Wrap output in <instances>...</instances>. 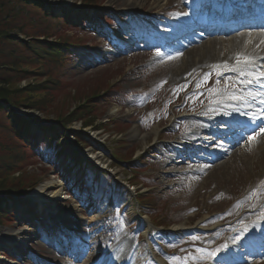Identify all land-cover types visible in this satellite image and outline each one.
Segmentation results:
<instances>
[{"label":"rangeland","instance_id":"1","mask_svg":"<svg viewBox=\"0 0 264 264\" xmlns=\"http://www.w3.org/2000/svg\"><path fill=\"white\" fill-rule=\"evenodd\" d=\"M189 1L193 2L92 0L98 9L88 13L79 8L83 0H39L45 10L60 15L59 21L62 20L60 26L51 25L49 40H75L83 48L55 70L44 65L24 66L33 74L16 88L30 85L31 90L37 83L47 85L49 79H57L63 87L54 92L44 89L37 95L46 111L23 108L18 115L29 116L26 120L38 122L36 127L43 126V122L45 128L55 120V113L65 115L103 87L110 85L113 92L96 115V126L107 125L97 131L91 127L83 129L100 142V152L74 142L70 134L80 129L81 122L77 121L59 132L67 160L41 149L44 154L30 157L23 165L21 171L35 177L38 185L27 191V197L13 209L11 220L0 226V264H57L52 260L55 256L69 261L64 264H101L105 256L115 258L128 250L133 252L132 264H152L158 259L162 264H206L213 251L223 247V238L231 236L229 228L247 230L263 221L264 144L257 141L261 135L257 131L248 134L233 148H243L246 158L241 162L219 159L224 150L220 143L224 141L217 140V145L208 147L210 137L202 134L205 117H224L226 121L230 115L243 116L250 107L249 94L242 92L237 82L233 84L235 78L229 76L235 72L236 63L207 68L204 64L184 75L178 71L182 53L168 55L161 48L138 41L148 29L164 30L167 38L172 36L171 40L178 37L181 24L191 22V9L183 8ZM83 21L89 26L82 28ZM226 36L230 34L219 38ZM24 41L28 43L29 39ZM119 90L116 97L114 93ZM231 109H236V113H231ZM6 112L7 117L13 116L14 112L7 108ZM204 137L208 138L198 142L204 151L193 154L200 159H184L174 149L180 138L194 142ZM79 154L98 172L110 177L75 171ZM118 155L123 157L119 161L115 160ZM212 159L227 164L218 171H205L204 167L215 163L210 162ZM132 171L138 172L139 180L130 182H142L151 188H129ZM7 176L15 178L17 172ZM48 183L53 186L48 192L33 194ZM137 191L145 195L143 203L149 205L145 210L135 203ZM83 193L85 198L79 200ZM246 213H254L255 219ZM212 214L221 216L198 227ZM61 221L72 226L74 232ZM151 222L170 227L163 234L162 230L154 232ZM217 225L220 230L213 231ZM178 227L186 231L176 236L168 232ZM22 238L33 243L21 245ZM43 241L53 249H48ZM66 242L70 244L65 246ZM18 244L23 249L19 259L13 252H18ZM83 246L88 250L74 261L73 249L81 252ZM168 247L175 250L177 257L166 256ZM9 254L15 257L12 262ZM247 260L243 264H264V257Z\"/></svg>","mask_w":264,"mask_h":264},{"label":"trees","instance_id":"2","mask_svg":"<svg viewBox=\"0 0 264 264\" xmlns=\"http://www.w3.org/2000/svg\"><path fill=\"white\" fill-rule=\"evenodd\" d=\"M90 1L83 0L80 4L85 7L95 6L92 0ZM60 23L62 21H59V18L43 9L39 0H0V225L10 219L7 209L5 210L1 205L4 201L3 197L7 196L11 199L12 196L26 195L28 190L38 185L35 177L21 171L30 157L41 156L47 151L55 157L65 156L59 132L73 122L79 121L81 128H96L95 131L107 125L96 126L95 124L96 115L100 112L99 107L106 102L105 98L113 89L110 85L87 96L65 115L54 114L56 115L55 123L41 130L46 133L40 142L45 152H40L37 144L30 145L23 138V131H29L31 123L11 108L37 109L44 112L46 110L42 108V100H39L37 95L41 94L44 89L54 92L55 89L57 91V88L63 87L57 79H49L47 85L45 82L37 83L32 86L31 90H29L30 85L26 89L16 88L17 84L20 85L23 80L33 74L24 66L44 65L47 69L55 70L64 66L72 59L73 51L82 47L70 39L49 40L50 37L47 34L51 25L60 26ZM24 39H29L28 43ZM101 94L104 95L100 97ZM6 108L10 113L14 112L12 117L10 115L7 117ZM27 134L30 136L29 133ZM71 135L74 136V142L83 148L86 145L88 148L92 147L95 152H100V144L93 141L89 135L82 132L71 133ZM46 155L49 156L48 153ZM121 158L123 157L117 156L118 160ZM76 160L79 166L74 167L75 170L89 173L96 171L93 166L81 158ZM15 172H17V177L7 176Z\"/></svg>","mask_w":264,"mask_h":264},{"label":"bare ground","instance_id":"3","mask_svg":"<svg viewBox=\"0 0 264 264\" xmlns=\"http://www.w3.org/2000/svg\"><path fill=\"white\" fill-rule=\"evenodd\" d=\"M218 1H221V0H202L201 2H199L200 4L196 11H202L203 20L205 24L211 22L212 20L211 16H215V17L218 16V13H219V8H217ZM224 1H229V0H224ZM250 1L251 0H243V3H239V2L235 3V6L237 7L239 5L245 6L249 4ZM183 8L185 9V6H183ZM223 14H226V11H223ZM181 33L183 32L181 31ZM232 34L233 35L231 36H226L223 38L218 37L219 33H217L216 36L204 35L201 39H197V38L192 39L190 37L186 38L185 35H183L179 37V40H180L179 42L175 41L176 44L174 46L173 45L168 46L166 43H163V42L161 43L160 41H157V40L155 41L158 42L156 44L164 45L163 48L167 49L168 55L171 53L172 54L174 53L183 54V57H181L180 59L181 64L179 66L178 71L182 70L181 74H184V75L192 68L195 69L196 71L198 67L204 64H205V68H207V67H213L217 65L218 63H227L229 62V60L234 61L235 59H239V58L245 59L246 57L248 60L250 58H256L258 56L264 55V33L260 31H255V32L242 31L239 33L233 32ZM140 35H144V34H140ZM127 50H128V47L126 50L123 51V53H126ZM247 79L248 77L246 76L242 80L246 81ZM207 123H208L209 128H213V127H216V125H219L220 121L217 118L213 120L207 119ZM202 134L207 135V136L209 135L213 137L214 139L217 137V135L215 136L213 133L207 130L202 132ZM201 140H205V137L201 138ZM257 141L260 142V145L264 144V136L262 138L259 137ZM213 143L214 142H212L211 144ZM234 147H235V144L229 146L228 149L224 150L222 153L219 154L218 158L221 160H228L226 158H230L233 161L243 162L244 158H246V155L243 152V148L233 151ZM214 162H211V163H214ZM173 164L174 163L172 161V165ZM214 164L207 165V167H204L205 171L207 170L208 171H218L219 169L223 167V165L225 166L227 163H224V162L216 163L215 162ZM51 187L53 186H51L48 183V186L46 187L44 186L42 188L35 190L33 194L39 191L42 192L44 190L48 192V190ZM56 194H57L56 196H59L58 192ZM92 211L94 210L92 209ZM213 215H216V214H212L209 216L207 220H203L199 222L198 227L200 225L202 226V225L210 224V221L213 218H216ZM245 216H247L248 218L256 217L254 213H246ZM61 224L69 228V231L74 232V228L72 226L70 227L69 225H66V223L62 221H61ZM185 231L186 229L184 227H178V228H175V230H173V233L174 235L177 233L182 234L181 232H185ZM21 240L25 243V246L28 245L29 242L33 243L32 240H29V241L24 240V239H21ZM47 246L49 248L52 247L50 244ZM86 248L87 247H85V250L83 253L86 252L87 250ZM130 252L131 251L125 252L123 256H121L120 258H115V260H113V262L111 261V263L112 264H129L128 254ZM125 255L127 256L125 257ZM106 263H107V259L102 264H106ZM233 264H237V263L234 262Z\"/></svg>","mask_w":264,"mask_h":264},{"label":"snow or ice","instance_id":"4","mask_svg":"<svg viewBox=\"0 0 264 264\" xmlns=\"http://www.w3.org/2000/svg\"><path fill=\"white\" fill-rule=\"evenodd\" d=\"M248 75H250L251 78L247 81V83H249V84L254 83L260 87H264V83H262V81H264V71H261L258 73H248ZM234 99H235V97H234ZM260 103L264 104V100H261ZM217 259L219 260L220 257H217ZM222 264H228L227 257L224 258V260L222 261Z\"/></svg>","mask_w":264,"mask_h":264}]
</instances>
